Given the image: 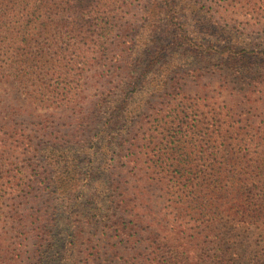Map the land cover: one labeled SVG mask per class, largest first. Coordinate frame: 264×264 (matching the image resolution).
<instances>
[{
  "label": "rangeland",
  "instance_id": "rangeland-1",
  "mask_svg": "<svg viewBox=\"0 0 264 264\" xmlns=\"http://www.w3.org/2000/svg\"><path fill=\"white\" fill-rule=\"evenodd\" d=\"M97 1L111 4L109 19L78 39L67 67L27 88L12 79L0 84L7 124L0 130V264L36 263V212L48 210L56 246L66 230L60 219L84 220L92 208L107 213L106 225L120 222L119 263L167 264L175 254L182 264H202L216 254L263 264L264 221L241 222L237 210L213 220L200 184L206 173L247 179L252 203L264 207V0ZM42 86L57 95L29 91ZM178 112L209 140L201 148L190 135L201 171L181 178L160 163L164 130ZM47 148H69L82 172L93 159L75 204L54 198L45 183L41 203L26 199L40 191L39 174L56 175L47 170ZM98 180L119 186L103 202L94 195ZM226 194L214 196L216 207ZM123 232L136 239L123 241ZM62 240L59 257L43 255L41 264H81Z\"/></svg>",
  "mask_w": 264,
  "mask_h": 264
},
{
  "label": "trees",
  "instance_id": "trees-1",
  "mask_svg": "<svg viewBox=\"0 0 264 264\" xmlns=\"http://www.w3.org/2000/svg\"><path fill=\"white\" fill-rule=\"evenodd\" d=\"M110 7L109 2L103 3L97 0H0V84L12 79L27 88L29 82H38L49 72L54 71L55 66L67 67L72 55L78 51L79 47L76 44L78 39H86L88 37L86 32L91 27H103L104 21L109 19ZM63 76L67 77L66 71L63 72ZM29 91L30 93L44 92L57 95L56 88L50 89L48 86ZM33 98L35 99L34 96ZM35 100L38 101L39 98ZM186 118L187 116L181 117L178 112L172 120V125H165V127L167 126L166 130H164L165 127L163 128L164 153L160 155L161 167L163 170L166 169L174 173L175 177L180 175L179 178L189 172L199 174L201 171L198 168L199 165L195 164V160L193 161V154L190 152L189 140L192 139L190 135L196 137V140L198 139L199 143L196 145L201 144V148H204L209 142L208 135L204 131L195 128V130H189L188 125H185L188 123ZM6 125L5 123L3 126L0 122V130L4 129ZM200 131L202 132L200 133ZM107 145L103 146L105 155L109 150ZM92 147L93 145L90 146L88 152H91ZM47 152L49 153L45 156L47 170L52 166L56 175L50 179L47 176L41 178L42 174H39L40 191L30 192L31 195L26 199L35 204L41 203L44 198L41 184L45 183L47 185V187L45 185V189H52V193H55L54 198L71 203L77 202L91 177L90 169H93V159L90 158L87 170L82 172L74 153L69 148L58 150L47 148ZM116 158H119V155ZM119 168L121 167L119 166ZM188 179L191 178L188 177ZM201 180L200 189L203 196L200 201L214 209L210 213L214 216L213 220L218 216L228 215L229 217L231 211L237 210L242 212L236 216L241 222L252 224L260 220L264 221V207H257L252 203L256 202V198L251 199L247 193V179H234L233 176L231 179H226L222 175L206 173ZM229 181L231 185H228ZM123 185H125V181ZM118 187L113 188L111 184L107 186L98 180L94 195L99 202H103L112 193L117 192ZM50 192H48L49 195ZM226 192L228 193L226 194ZM217 193L226 194L217 204L218 207L215 206L216 197H214ZM241 205L244 208H241ZM41 212H36L38 214L34 220L35 230L38 232V236H41L38 238L41 243L37 244L35 251L37 254H33L36 259L35 264H41L43 255H49L53 259L59 257L62 252L59 242L64 241L62 237L67 240L69 258H79L81 264H125L129 262V259H125L123 263H119L122 248H118V244L114 240L121 232L120 222H116L115 226L106 225L105 221L108 216L105 211L92 208L83 214L84 220L67 222V220L60 219L61 227L66 230L64 233L58 234L60 239H57L56 246L52 241L56 237L48 230L47 223L50 221L45 218L48 210H41ZM134 226L135 223L132 227ZM51 227H55V225L53 224ZM123 233L127 234L123 241L136 239V235L133 233ZM42 250L45 252L43 253ZM181 259L173 254L165 262L167 264H182ZM136 262L137 260H134L132 264H136ZM201 263L233 264L234 260L212 254L205 260L201 259Z\"/></svg>",
  "mask_w": 264,
  "mask_h": 264
}]
</instances>
